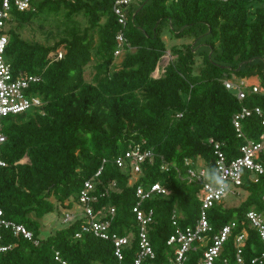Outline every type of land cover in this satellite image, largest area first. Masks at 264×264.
<instances>
[{"label":"trees","instance_id":"1","mask_svg":"<svg viewBox=\"0 0 264 264\" xmlns=\"http://www.w3.org/2000/svg\"><path fill=\"white\" fill-rule=\"evenodd\" d=\"M29 3L25 10L10 9L4 56L13 75L41 76L31 90L45 103L42 112L28 110L2 119L6 139L0 158L6 165L0 166V208L6 219L32 231L37 243L0 228V243L9 246L0 252V264L116 263L111 240L92 232L75 236L82 217L39 236V219L46 213L55 214L56 224L66 212H79L78 192L103 159L101 173L93 179L98 194L93 206L114 209L111 232L130 238L124 261L132 264L139 249L134 185L159 182L167 192L142 203L153 209L147 235L155 256L145 263L172 264L176 245L167 240L176 229L173 221L180 228L193 226L199 216L201 186L189 181L188 169L197 168L199 159L202 166L215 167L216 150L230 161L240 155V145L259 140L262 132L264 93L250 91L239 100L222 79L243 80L248 86L256 80L264 87V0H137L122 28L126 43L118 67L113 52L121 24L112 0ZM48 15L56 16L63 31L54 44L21 36L25 24L38 20L43 25ZM78 15L87 22L82 29ZM165 25L170 36L191 42L172 45L173 59L155 77L152 73L168 50ZM57 50L63 51L61 58H56ZM93 56L95 72L87 81L85 68ZM242 106L259 107L262 115L242 118L238 136L232 119ZM134 144L151 149L153 156L142 163L135 184H129V169L114 160ZM24 157L27 161L21 162ZM260 160L264 162V152ZM241 189L245 197L238 204L222 201L208 209L211 229L205 244L196 242L183 264H197L213 235L230 222L234 226L213 264L224 259L235 264L237 249L244 264H264L259 234L246 217L250 210L264 213V174L254 181L244 173ZM72 204L77 207L69 211Z\"/></svg>","mask_w":264,"mask_h":264},{"label":"built area","instance_id":"2","mask_svg":"<svg viewBox=\"0 0 264 264\" xmlns=\"http://www.w3.org/2000/svg\"><path fill=\"white\" fill-rule=\"evenodd\" d=\"M112 11L116 15L117 21L121 24V30L115 35L117 47L114 50V56H118L124 52V45L126 39L122 28L126 24L128 8L131 3L137 0H112ZM14 6L19 10H25L30 7L29 0H0V147L5 141L6 136L2 131V119L8 115H15L28 110H37L42 112V106L45 103L42 98L31 90L33 84L38 83L41 80V76L38 74H20L13 75L11 66L5 59V49L9 41V18L11 17L10 9ZM63 54L62 50H57L56 58H61ZM158 68V66L156 67ZM164 71V70H163ZM222 83L225 88L234 92L236 97L241 100L245 96L252 92H263L264 87L254 83L248 86L243 80L222 79ZM251 114L262 115V111L259 107L242 106L241 109L233 116L232 123L238 132V136H241L240 120ZM263 125L262 132L259 140L248 141L240 145V155L226 161V158L222 152L216 150L215 153L217 167L222 174L226 177L228 183L231 186V190L228 195H241L242 181L244 173H249L251 180H257L258 176L264 174V162L260 160L261 153L264 152V117L261 121ZM218 145L216 144L215 147ZM153 156L152 150L149 148H143L140 144H134L124 151L122 155L115 158V163L118 167L128 168L130 178L128 183L135 184L137 178L141 173V165L147 160H151ZM191 160L186 159V163ZM106 159L102 160V165L92 175L91 178L84 180L81 189L77 195V205L80 208L79 212H66L63 218L65 222H73L75 219L84 218V221L80 225V230L75 233L76 237H79L81 232H92L96 237L111 240L114 244V255L116 256L115 264H127L124 261L123 248L129 244L130 238L128 236H118L116 233L111 232L110 223L114 209L112 207L95 209L94 204L98 200V194L95 188L94 178L98 177L103 168V164ZM6 162L0 158V166H5ZM206 167L199 166L197 168H189L187 176L189 181L198 183L201 186L200 198L201 204L199 208V216L193 226L189 225L180 228L177 226L176 221L173 224L176 225L175 232L167 240L168 244H174L175 258L172 264H183L186 259V253L192 248H195V243L200 242L205 244L206 233L211 229L208 222V209L216 203H220L224 200V197L215 196L206 186L205 182L198 178L201 172L206 171ZM136 177H132V175ZM135 196L137 201L132 207V212L135 215V219L138 224V242L139 249L132 260V264H152L150 262L145 263L147 258H154V251L151 247L150 240L147 235V225L153 220V209H145L142 207V203L147 198H150L153 194H165L166 189L159 183L154 182L144 187L141 184H135ZM227 195V196H228ZM264 197V196H263ZM175 215H173L174 217ZM247 219L252 227H254L260 237L264 248V213L250 210L246 214ZM234 222L225 224L218 233L213 235L210 244H206L202 257L198 260L197 264H213L216 257L219 255L222 248V243L229 236ZM0 228L10 229L15 235H21L28 240L37 243L34 239L32 231L27 229L23 224L16 223L12 220L6 219L3 215V211L0 208ZM243 235H239L237 241L242 238ZM9 248L7 245L0 243V252ZM264 256V253L262 254ZM55 259L59 260L58 252H56ZM256 259L252 260L254 263ZM62 264H70L67 261L62 260ZM223 264H228L227 259H224ZM235 264H244V260L241 254V249H237L235 254Z\"/></svg>","mask_w":264,"mask_h":264},{"label":"rangeland","instance_id":"3","mask_svg":"<svg viewBox=\"0 0 264 264\" xmlns=\"http://www.w3.org/2000/svg\"><path fill=\"white\" fill-rule=\"evenodd\" d=\"M46 20L43 21V25L39 24L38 20H33L27 24H25L22 28H21V36L29 41H38L40 43L46 44V45H52L54 44V42H56L60 36L63 34V31L61 30V28L57 27L56 23H57V19L56 16H52V15H48L46 16ZM77 20L79 22V26L80 28H84L87 26V22L86 19L83 15H78ZM171 35V30L169 29L168 26H164V30H163V39L164 42L166 44V46H168V50L166 51V53L163 55V57L161 58V60L158 63V68L155 69V71L152 73L153 76H159L163 73L164 70V66L166 65V63L168 61H170L171 59H173V55L171 54V52L169 51V48L172 45H180L182 43H190L191 39L190 38H175L170 36ZM192 43H194L192 41ZM123 54L124 52L120 53L118 56H116L114 58V66L118 67L120 65V62L123 58ZM96 62V58L95 56L92 57L91 61L89 62V64L86 66L85 68V73H84V78L87 81H91L92 80V76L95 72L94 69V64ZM200 59L198 58V60L196 61V68L197 69L200 65ZM234 81L235 78H234ZM254 83H257L256 80H253ZM252 82V83H253ZM27 161V157H24L21 162H26ZM197 167L202 166V161L199 159L197 161ZM132 177H136V175H132ZM245 197V193L244 195H228L224 198V204L226 206H232V205H236L238 204L243 198ZM51 200L54 201V199L51 197ZM77 205L76 204H72L70 206L69 211H72L74 208H76ZM61 209V208H60ZM80 208L75 209V211H79ZM61 217V216H60ZM55 214L53 213H46L42 218L39 219V223H40V237H46L51 230H54L55 228H59V227H64L67 226L69 224V222H65L63 221V219L58 218L56 224H54V220H55Z\"/></svg>","mask_w":264,"mask_h":264},{"label":"clouds","instance_id":"4","mask_svg":"<svg viewBox=\"0 0 264 264\" xmlns=\"http://www.w3.org/2000/svg\"><path fill=\"white\" fill-rule=\"evenodd\" d=\"M200 179L205 182V186L213 192L215 196H227L231 190L226 177L214 166H209L206 171L199 174Z\"/></svg>","mask_w":264,"mask_h":264}]
</instances>
